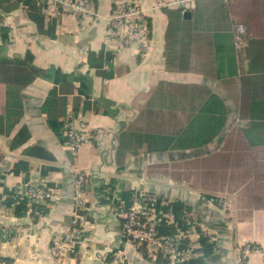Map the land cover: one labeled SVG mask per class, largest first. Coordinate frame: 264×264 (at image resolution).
<instances>
[{"label":"crops","instance_id":"crops-1","mask_svg":"<svg viewBox=\"0 0 264 264\" xmlns=\"http://www.w3.org/2000/svg\"><path fill=\"white\" fill-rule=\"evenodd\" d=\"M158 2L140 0L148 43L140 53L105 40L113 0H91L88 18L42 11L41 31L27 18L29 0L0 1V57L27 59L42 70L21 92L20 120L0 134V264H106L115 251L121 264H161L124 236L117 215L121 204L148 193L158 198L159 231L178 236L179 247L191 251L183 264H264L261 251L241 254L246 244L264 250V145L235 135L246 123L239 112L248 100L240 95L242 81L258 75L247 41L264 39V0H185L183 7L156 8ZM238 25L245 33L237 46ZM258 58L264 66V47ZM64 84V116L90 137L76 155L65 145L61 114L41 111L48 92ZM160 85H197L221 100L234 118L223 141L194 156L143 153L115 163V136ZM3 102L0 93V114ZM76 172L86 180L79 196ZM30 183L54 189L53 197L30 208L15 196ZM73 222L81 238L56 262L52 239Z\"/></svg>","mask_w":264,"mask_h":264},{"label":"trees","instance_id":"trees-1","mask_svg":"<svg viewBox=\"0 0 264 264\" xmlns=\"http://www.w3.org/2000/svg\"><path fill=\"white\" fill-rule=\"evenodd\" d=\"M42 9V4L37 0H29L26 7L27 18L38 31L43 26ZM217 11L223 15L222 6H218ZM248 28L251 29L250 24ZM247 43L255 51L252 58L258 75L254 80L242 81L240 95H247L248 100L246 105L239 103V112L240 120H246V123L235 135L238 142L264 145V66L256 64L259 51L264 47V39L248 38ZM41 73L42 70L27 59L0 57V93L4 98L3 113L0 114L1 135L7 136L20 120L23 113L21 92ZM244 87L247 90L245 93ZM67 89L65 84L51 89L42 101L41 111L48 117L59 113L63 120ZM233 121V117L228 119L221 100L201 86L176 85L169 88L160 85L146 107L123 131L117 133L113 152H109L113 153V160L117 164L122 163L126 156L135 157L143 153L188 151L191 153L187 156H194L202 154L198 150L207 144L216 140L222 142ZM148 195L156 197L151 193ZM161 260V264H164V260Z\"/></svg>","mask_w":264,"mask_h":264},{"label":"built area","instance_id":"built-area-1","mask_svg":"<svg viewBox=\"0 0 264 264\" xmlns=\"http://www.w3.org/2000/svg\"><path fill=\"white\" fill-rule=\"evenodd\" d=\"M42 4V11L45 14L61 16L73 15L77 18H88L94 16L91 0H37ZM114 9L108 16L107 27L104 31L106 41H116L120 48L135 46L140 53L148 49L146 37L145 15L140 6V0H113ZM185 0L160 1L156 8L176 5L183 7ZM245 33V28L238 25L235 28V41L238 46L241 43V36ZM65 145L72 155H76L78 150L90 143L87 133L77 131L74 121L70 115L63 120ZM85 177L82 173H75L74 190L79 196L85 185ZM55 190L47 188L45 185L30 183L19 189L15 196L25 198L30 208L42 205L45 200L53 197ZM158 198L149 195L135 196L128 204H121L118 207L117 215L121 220V229L124 236L135 245L144 247L146 252L152 256H160L164 264H183L190 254L189 248L181 249L179 239L176 235H164L158 229L159 220L155 213V205ZM82 235L75 222L73 227L59 236L52 239L51 251L56 262L65 255L72 252ZM260 250L250 244H246L241 249L243 258L249 254ZM123 255L120 251L112 254L110 261L106 264H121Z\"/></svg>","mask_w":264,"mask_h":264}]
</instances>
